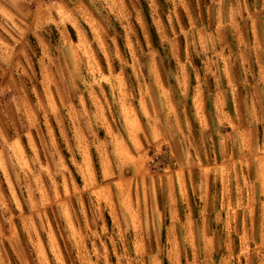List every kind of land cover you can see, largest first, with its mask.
Wrapping results in <instances>:
<instances>
[{
  "label": "rangeland",
  "instance_id": "1",
  "mask_svg": "<svg viewBox=\"0 0 264 264\" xmlns=\"http://www.w3.org/2000/svg\"><path fill=\"white\" fill-rule=\"evenodd\" d=\"M0 264H264V0H0Z\"/></svg>",
  "mask_w": 264,
  "mask_h": 264
},
{
  "label": "crops",
  "instance_id": "2",
  "mask_svg": "<svg viewBox=\"0 0 264 264\" xmlns=\"http://www.w3.org/2000/svg\"><path fill=\"white\" fill-rule=\"evenodd\" d=\"M180 172V175H179V178H178V182L176 183H172L170 181L168 187H169V196L170 198H178L179 195L182 197V198H185V202H186V198L187 196H189V192H188V187L186 185V179H185V175H184V172L181 170L179 171ZM179 187V192H176V188ZM174 201V199L172 200ZM170 219L172 220H176V219H184V220H191L193 219L192 218V215L188 214V215H185L184 217L182 215H171L170 216ZM189 225V224H188Z\"/></svg>",
  "mask_w": 264,
  "mask_h": 264
}]
</instances>
